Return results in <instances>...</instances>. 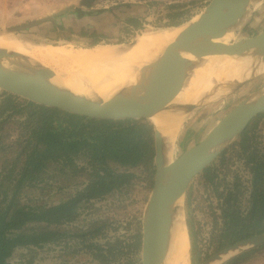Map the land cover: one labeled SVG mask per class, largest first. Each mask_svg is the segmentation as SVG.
Segmentation results:
<instances>
[{
    "label": "water",
    "instance_id": "water-1",
    "mask_svg": "<svg viewBox=\"0 0 264 264\" xmlns=\"http://www.w3.org/2000/svg\"><path fill=\"white\" fill-rule=\"evenodd\" d=\"M97 1L73 0L60 6L47 5L53 8L52 14L26 25L0 31V35L20 38L16 35L35 27L54 24L69 15H76L79 11L89 9ZM252 1L211 0L208 7L196 19L185 25L187 28L165 48L156 61L143 63L138 67L139 79L135 85L111 97L105 98L98 95L89 98L69 90L58 89L49 82L56 76L52 70L27 69L19 62L23 56L10 54L5 49H0V92L27 103L92 120L151 122L157 116L156 111L149 112L146 110L147 106H140V102L149 95L151 88L161 78L171 79L181 89L187 78L205 59L225 56L244 58L251 53L264 59V31L244 40L221 42L228 32L237 28L244 20ZM25 40L30 43L59 44L49 40L42 42ZM136 44L137 41L125 47H133ZM189 58H195L199 62L195 63ZM6 63L11 67L7 68L4 65ZM252 74H256V67L253 68ZM262 76L264 73L256 74L252 80L242 83H230V86L219 96L204 97L203 102L196 104L174 106V112L182 114L185 118L183 126L195 111L231 96ZM223 82L225 80L221 81L219 86ZM164 97L170 99V91H167ZM262 116H264V88L257 92L256 96L253 95L235 107L209 131L201 142L185 151L170 165L167 164L165 157L167 137L154 126L155 179L143 216L142 264H166L171 225L178 205L183 203L190 185L240 139L251 123ZM263 245L264 233L225 248L203 264H226L241 254Z\"/></svg>",
    "mask_w": 264,
    "mask_h": 264
},
{
    "label": "trees",
    "instance_id": "trees-1",
    "mask_svg": "<svg viewBox=\"0 0 264 264\" xmlns=\"http://www.w3.org/2000/svg\"><path fill=\"white\" fill-rule=\"evenodd\" d=\"M78 14L84 15L85 11H79ZM185 22L169 27L180 26ZM98 45L97 42L89 47ZM260 118L251 123L239 141L219 157L223 164L228 163L230 160L226 159V155L236 152L245 160L253 177L251 205L244 216L239 209V180L220 195L224 221L221 249L264 233V158L259 156L257 149ZM154 144L155 128L147 120H92L3 94L0 101V165L7 164L9 170L3 166L8 174L0 181V264H8L18 247H41L52 242L60 231L53 230L52 225L61 227L75 220V206L70 209L69 205L64 204L57 209L49 208L41 199L47 196L46 189L53 180L49 171L63 174L66 161L72 163L73 157L83 155L90 159L89 164L96 169L92 175L94 180L79 194V201L100 197L115 188L132 184L141 167H146L149 172L152 190L155 175ZM111 164L135 172L117 176L112 173ZM214 166L215 163L203 173L209 182L215 178ZM34 189L36 193L32 192ZM24 196L28 197L29 203H23ZM256 218L260 220L255 224ZM250 221L252 226L246 227V222ZM107 227L109 221L105 218L92 224L89 231L79 233H82L81 236L100 234ZM110 247L109 251L113 255L120 254L119 249L115 252L116 248L113 245ZM129 247L141 251V231ZM263 250L264 245L226 264H247ZM98 258L106 259L107 256L98 255Z\"/></svg>",
    "mask_w": 264,
    "mask_h": 264
},
{
    "label": "rangeland",
    "instance_id": "rangeland-1",
    "mask_svg": "<svg viewBox=\"0 0 264 264\" xmlns=\"http://www.w3.org/2000/svg\"><path fill=\"white\" fill-rule=\"evenodd\" d=\"M210 2L211 0H135L134 3H142L140 6L142 9H138L139 7L126 6L130 2L125 0H98L89 9L83 10L84 15H69L54 24L35 27L16 36L37 42L49 40L59 44L45 43L61 44L65 48L88 47L97 42L99 45L128 46L146 34L175 29H163L162 27L163 23L169 22L166 17L172 11L171 8L175 7L179 11L187 10L188 13L195 15L192 19L194 20L208 7ZM52 12L53 8L44 5L39 0H0V31L29 24ZM145 16L149 17L150 25L134 27L138 20H143ZM246 17L236 30L230 32L232 38L229 42L251 38L264 31V0H253ZM161 18H166V20L162 21ZM159 19L162 22H159ZM262 88H264V76L251 81L231 96L195 111L176 136L171 161L201 142L221 119L242 102L253 95L256 96ZM2 95L0 92V101ZM258 131L261 137L259 142L262 150L260 151L264 154V119L260 121ZM226 159L230 162L223 164L219 158L214 162L213 182H209L203 176V172L192 182L183 199L192 264H203L224 250L219 248L223 229L220 195L234 185L237 177L241 182L240 211L244 213L251 205V175L245 165V160L240 158L236 152L228 153ZM145 168L141 167L138 170L134 187L131 188L129 194L116 196L89 210H79L80 219L76 222L78 227H83L94 218H108L109 227L104 231L105 236L96 241L102 249L97 251L98 255H106V259L95 258L93 249L89 251L85 249L86 246H79L81 245L79 239L76 243L75 240L62 241H73L72 244L70 243L72 251L66 250L65 245L55 243L21 258L22 254L27 253L26 249H21L15 254L13 264H140V261L142 264L141 251L131 250L129 245L140 231L142 233L145 208L153 191L149 172ZM154 179L155 175L153 187ZM96 208L100 210L95 211ZM112 245L116 248L115 252L119 249L120 254L113 255L109 251ZM247 264H264V250L255 260Z\"/></svg>",
    "mask_w": 264,
    "mask_h": 264
},
{
    "label": "bare ground",
    "instance_id": "bare-ground-1",
    "mask_svg": "<svg viewBox=\"0 0 264 264\" xmlns=\"http://www.w3.org/2000/svg\"><path fill=\"white\" fill-rule=\"evenodd\" d=\"M186 28L187 26H183L161 33L146 34L133 47L104 44L105 46L65 48L61 44L30 43L23 38L0 35V49L23 56L19 62L27 69L52 70L56 76L49 82L58 89L89 98L98 95L107 98L135 85L139 79L138 67L143 63L156 61ZM228 34L221 42L231 41L232 34ZM261 59L254 53L244 58H208L187 78L183 88L180 89L179 85L167 77L161 78L151 88L149 95L141 100L140 106H147L146 110L149 112L156 111L157 116L152 122L167 137L165 157L168 165L175 161H171L174 143L185 120L182 114L174 112L173 107L203 102L204 97L215 98L230 83L252 80L256 74L264 73V59ZM191 60L199 62L195 58ZM4 65L11 67L8 63ZM254 67L255 75L252 74ZM223 80L225 82L219 86ZM167 91L171 93L170 99L164 97ZM166 264H191L189 231L182 202L178 205L171 225Z\"/></svg>",
    "mask_w": 264,
    "mask_h": 264
},
{
    "label": "flooded vegetation",
    "instance_id": "flooded-vegetation-1",
    "mask_svg": "<svg viewBox=\"0 0 264 264\" xmlns=\"http://www.w3.org/2000/svg\"><path fill=\"white\" fill-rule=\"evenodd\" d=\"M125 1L130 2L129 5L125 4L126 6H129V7H132V6L140 7V6H142V3H134L135 0H125ZM171 9H172V11L166 17L169 20V22L163 23V25H162L163 29L176 28V27H180L182 25H185L189 21H191L195 16L190 12L188 13V11L185 9H181L180 11L176 10L175 7L171 8ZM145 17L143 20H141V19H140V21L138 20V23L134 27H146V25H150L149 24L150 23L149 17H147V16H145ZM166 18H161V19H162V21L163 20L165 21ZM161 19H159V22H162ZM185 21H187V22H185ZM180 22H185V23L180 25V26L169 27L170 25L178 24ZM157 27L161 28L160 26H157ZM260 119L262 121L264 119V116L261 117ZM258 130H259V126H258ZM257 134L259 136V131H257ZM260 138L261 137L259 136L258 141H257L258 142L257 143V149L259 151V156L261 158H264V154L260 151V150H262L260 148V145H261L259 142ZM89 160L90 159H88V158H84L83 155H80L77 157H73L72 163L66 161V169L64 170L65 172L63 174H61L60 171H49L51 173L50 175H52L53 180H51V182H50L51 186H48V188L46 189L47 196L46 197L44 196V198H41L42 200H44L46 202V206L49 208H56L57 209L58 207H61L64 204L66 206L69 205L70 209H72L75 206V214H74L75 220L73 222H66L61 227L56 225V224L52 225L53 230L58 231V229H60V231H58V235H56L55 239L50 243L43 244L41 247H35L32 245L18 247L14 251L12 257L8 260V264H13L15 254L21 249L27 250V253L22 254L21 258H25L27 255H29L28 253L37 252V250L45 248V246H51L52 244L54 245L55 243H58L60 245H65L66 246L65 249L67 248L66 250L72 251L73 249L71 248L72 246H70V243L72 244L73 241L62 242L63 240L64 241L75 240V243H76V240L80 239L81 245H79V246H83V247L86 246L85 249H89V251L93 249V251H94L93 254H95L94 257L98 258L97 251L99 252L101 247H100V245H98L96 243V241H98L102 236H105L104 231L106 229L100 234H91L90 233V235H88V236H81L82 233H79V231L87 232L90 230V227L92 224L99 222L100 220H104L105 218H103V217L102 218H96V219L94 218V219L89 220V222L86 225H84L83 227H81V226L78 227V226H76V224H77L76 222L80 219L79 210L80 209H82V210L88 209L89 210L91 208L97 207V205L101 202H105L107 200L113 199L116 196H125V195L129 194L131 188L134 187V183H135L136 179H134L132 184L125 185V186H123V188H115L111 192H108L107 194L102 195L100 197L98 196L96 198H92V199H88V200L83 199V200L79 201L80 200L79 194L84 192L88 188V186L92 183V181L94 180V178H92V175L95 174L96 169L93 168V166H91V164H89V162H90ZM245 165H246V163H245ZM0 166H1L0 167V181H1L2 178L8 174L9 168H8L7 164H4V165L1 164ZM3 166H5L8 170L5 169V167H3ZM75 167H76V170L74 169ZM11 168H12V166H11ZM111 169L113 171V172L112 171L111 172L117 176L125 174V173H134L135 172L134 170H131V169L128 170V169L122 168L121 166L116 165V164H111ZM248 169H249V167H248ZM101 174H103L105 176L104 172H101ZM249 174L251 175V178H250V188H251L253 177H252L250 169H249ZM136 178H137V176H136ZM237 180H239L238 177H237ZM239 182H240V180H239ZM240 184H241V182H240ZM32 192L36 193L37 191L34 189V190H32ZM27 196H29V194ZM27 196H24V199H23L24 202L23 203H29ZM55 200H59V201L55 202ZM98 210H100V209H98V208L95 209V211H98ZM241 213L244 216L246 214V211L244 213L243 212H241ZM106 217H108V216H106ZM106 219H108V218H106ZM259 220H260L259 218H256L253 223L256 224V222H258ZM222 221H223V219H222ZM250 224H252V221L246 222V227H249ZM263 224H264V222H263ZM251 226L252 225H250V227ZM223 231H224V221H223V229H222L221 235H220L219 248L221 245V236L223 235ZM248 238H251V237H248ZM248 238H246V239H248ZM246 239H243V240H246ZM239 242H241V241H239ZM239 242H237V243H239ZM75 246H77V245L75 244Z\"/></svg>",
    "mask_w": 264,
    "mask_h": 264
},
{
    "label": "built area",
    "instance_id": "built-area-1",
    "mask_svg": "<svg viewBox=\"0 0 264 264\" xmlns=\"http://www.w3.org/2000/svg\"><path fill=\"white\" fill-rule=\"evenodd\" d=\"M39 1L48 6H60L73 0H39Z\"/></svg>",
    "mask_w": 264,
    "mask_h": 264
},
{
    "label": "crops",
    "instance_id": "crops-1",
    "mask_svg": "<svg viewBox=\"0 0 264 264\" xmlns=\"http://www.w3.org/2000/svg\"><path fill=\"white\" fill-rule=\"evenodd\" d=\"M135 8H137V7H135ZM138 9H142V8L139 7ZM180 27H181V26H180ZM180 27H177V28H180Z\"/></svg>",
    "mask_w": 264,
    "mask_h": 264
}]
</instances>
